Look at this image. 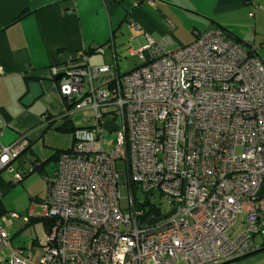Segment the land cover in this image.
I'll return each mask as SVG.
<instances>
[{
    "label": "built area",
    "instance_id": "2783aa9c",
    "mask_svg": "<svg viewBox=\"0 0 264 264\" xmlns=\"http://www.w3.org/2000/svg\"><path fill=\"white\" fill-rule=\"evenodd\" d=\"M128 24L146 39L132 54L151 51L137 68L93 65L87 53L63 70L51 66L72 110L93 108L95 116L60 153L42 214L24 216L41 221V254L13 244L4 222L21 215L10 210L0 215V264H223L260 248L263 61L218 29L196 30L192 42L167 51L134 19ZM1 123L0 174L13 170L30 143L26 133L3 143L0 115ZM107 128L116 131L111 143ZM21 170L14 182L33 171ZM156 194L169 197L165 213L173 212L145 224L139 204ZM45 217L53 220L48 229Z\"/></svg>",
    "mask_w": 264,
    "mask_h": 264
},
{
    "label": "crops",
    "instance_id": "0c3cea01",
    "mask_svg": "<svg viewBox=\"0 0 264 264\" xmlns=\"http://www.w3.org/2000/svg\"><path fill=\"white\" fill-rule=\"evenodd\" d=\"M131 18L168 51L192 42L196 30L218 29L264 61V0H0V115L6 128L16 131L11 141L29 134L32 145L28 151L34 154V142L44 138L48 130H55L43 133L42 115L47 111L59 114L68 108L70 102L51 76L52 64L63 70L80 63L82 52L92 45H107L90 54L88 62L116 64L124 73L118 62L120 48L128 45L132 53L146 42L143 34L129 27ZM142 55L148 60L151 51L142 49ZM26 74L33 76L32 81H38L42 89V94L28 105L24 99L31 81H26ZM42 99L47 108L38 111L41 104L33 106ZM20 101L25 109L12 112L10 107ZM69 112L72 117L73 110ZM89 123L74 122L76 126ZM72 146L73 141L69 147L56 150ZM50 157L35 160L40 165L50 162Z\"/></svg>",
    "mask_w": 264,
    "mask_h": 264
},
{
    "label": "rangeland",
    "instance_id": "374dc122",
    "mask_svg": "<svg viewBox=\"0 0 264 264\" xmlns=\"http://www.w3.org/2000/svg\"><path fill=\"white\" fill-rule=\"evenodd\" d=\"M124 30L128 32V28H124ZM119 51L120 54L118 56V62L120 63L121 71L124 73L134 69L137 65L142 64L146 60V57L140 56V54L138 53L132 54L129 50L128 45L124 44V46H122ZM39 103L41 104V106L38 111H41V108L46 106V102L44 99H42L33 107H39ZM10 108L14 113L16 112V109L17 111L19 110V112H22L25 109L21 101L18 102V105L12 106ZM39 115H41V112L39 113ZM94 116L95 110L93 108L74 109L72 113V118L78 125L83 124V121L86 118H93ZM112 123L115 125L117 123L119 124V118L114 120L113 122H109V124ZM0 126H3V123H1ZM5 128L4 134L2 135V140L4 142H9L16 135V131L10 126H8L6 129ZM73 135L71 133H61L57 130H48L46 132V135H44V138H39L34 142L33 150H35L36 152H34L33 154L31 151H27L23 156V158L25 159L24 168L33 169L32 173L28 174V176H26L25 178H22V180L15 183L12 187H8V190L3 189L0 186V193L1 195L3 194L0 200V207L2 209H6V211L3 212L6 213L7 211L11 210L18 212L21 215L18 218L9 219L4 222V227L14 235L13 244L15 246L26 247L28 249H35L38 256L41 254L40 242H37L42 230L41 221L38 220V218H34L28 222L24 219V216L28 214L30 209H33V213L35 214V216L42 214L43 207L41 205V202L47 195L49 189L47 178L54 172L57 161L56 159H50L51 161L46 163V169L42 170L37 166L39 165V163L37 162L35 164L34 160L39 157L41 161H44L50 155H52L57 148L69 147L72 144V141L73 143L75 142V137H73ZM105 136L108 139V143H111L116 136V131H110L107 128L105 130ZM28 140L30 142V147L32 145L30 136ZM240 150L241 147H238V151ZM17 165L21 169H24L23 166L20 165V160H17L14 164L13 170H4L2 172V176L5 179H11L14 181V179H16L17 177V173L19 171H22L21 169H17ZM118 168L121 171L124 169L121 162L118 163ZM120 192L122 206L123 208L128 209L130 198L128 185L122 183L120 185ZM136 196L142 200L144 199V194L141 192H138ZM150 199L152 200L151 202L159 205L164 212L169 210V197L156 194L155 197L151 196ZM254 240L256 243H262L264 241V236L258 234L255 236ZM228 264H264V250L234 260L232 262H229Z\"/></svg>",
    "mask_w": 264,
    "mask_h": 264
},
{
    "label": "trees",
    "instance_id": "16d2710c",
    "mask_svg": "<svg viewBox=\"0 0 264 264\" xmlns=\"http://www.w3.org/2000/svg\"><path fill=\"white\" fill-rule=\"evenodd\" d=\"M98 47L96 48H92L90 47L89 49H86L84 50L82 53L85 54L87 52V54H92L94 52H96L97 50H99L101 47L105 46V45H97ZM150 60V59H149ZM147 60V61H149ZM147 61H145L144 63H146ZM143 63V64H144ZM56 64H52L51 66H54ZM50 66V68H51ZM140 66V65H139ZM138 67V66H137ZM51 72V71H50ZM52 78L55 79L57 85H58V88H59V79H58V76L56 75H52ZM25 79L26 81L30 82L32 81V79H34L33 76L29 75V74H26L25 76ZM61 93V92H60ZM65 98V97H64ZM65 100L67 101V99L65 98ZM70 103H68V108L66 110H64L63 112L59 113V114H53V113H48L45 112L43 115H42V121H41V124L42 125H45L43 127V133L48 130V129H55V130H58V131H61V132H71L74 134V131L79 128V127H82V126H76L72 120V117H71V113L69 111L72 110V105ZM47 123V124H46ZM86 126V125H84ZM44 134H42L41 136H43ZM32 141V140H31ZM32 144V143H31ZM31 149V146L25 151L22 153V155L18 158V160H20V165L23 166L24 165V158L23 156L26 154V152L28 150ZM66 150H69V149H64V150H61V151H55L51 157L49 159H58V156L60 155L61 152L63 151H66ZM48 159V160H49ZM35 164L37 162V160L34 161ZM45 163L46 162H42L38 167L41 168L42 170H44V166H45ZM24 168V166H23ZM21 169V168H19ZM25 169V168H24ZM32 173V172H30ZM29 173V174H30ZM28 176V175H26ZM25 176V177H26ZM24 177V178H25ZM15 183L17 182H14L13 180H8V179H5L3 176H2V173L0 174V186L1 188L3 189H6L8 190V187H12ZM135 189H137V187L135 186ZM3 195V194H2ZM1 193H0V200H1V197H2ZM140 207H142V209L144 210L143 214L141 215V221L143 223H148L149 222V219L151 218H154V217H158V216H161L163 215L165 212L160 208L159 205H157L156 203H152L151 201H149V199H146L144 203H140L139 204ZM3 211H6V209H2L0 207V215L4 214ZM39 220V219H38ZM52 219L50 218H42V222L44 224V226L46 227V229L50 228L51 226V223H52ZM264 247V241L261 243V246L260 248Z\"/></svg>",
    "mask_w": 264,
    "mask_h": 264
},
{
    "label": "water",
    "instance_id": "95a60500",
    "mask_svg": "<svg viewBox=\"0 0 264 264\" xmlns=\"http://www.w3.org/2000/svg\"><path fill=\"white\" fill-rule=\"evenodd\" d=\"M259 58H260V57H259ZM260 59H261V58H260ZM261 60H262V59H261ZM262 61H263V60H262ZM263 63H264V61H263ZM41 94H42V89H41V85H40V83H39L38 81H31V82L29 83V93H28V95L25 97V99H24V103H25L26 105L32 103V102H33L35 99H37ZM173 210H175V209H173ZM172 212H173V211H169V212H167V213H164V214L161 215V216L151 218V219L149 220V223H156V222H159V221L163 220L164 218L168 217L169 215H171ZM262 250H264V247L259 248V249L255 250V251H253V252H251V253H249V254H247V255H244V256H242V257L248 256V255H250V254H253V253H256V252H259V251H262ZM242 257L236 258V259H234V260L240 259V258H242ZM234 260L226 261V262H224L223 264H228L229 262H232V261H234Z\"/></svg>",
    "mask_w": 264,
    "mask_h": 264
},
{
    "label": "bare ground",
    "instance_id": "6f19581e",
    "mask_svg": "<svg viewBox=\"0 0 264 264\" xmlns=\"http://www.w3.org/2000/svg\"><path fill=\"white\" fill-rule=\"evenodd\" d=\"M86 53H87V52H86ZM87 55H88V57H89V54H87ZM149 59H150V58H149ZM149 59H148V60H149ZM146 61H147V60H146ZM96 65H97V64H96ZM136 68H137V67H136ZM134 69H135V68H134ZM132 70H133V69H132ZM130 71H131V70H130ZM128 72H129V71H128ZM125 73H126V72H125Z\"/></svg>",
    "mask_w": 264,
    "mask_h": 264
}]
</instances>
